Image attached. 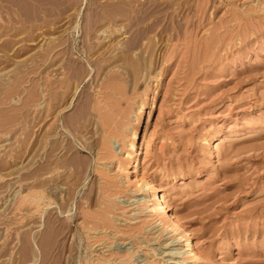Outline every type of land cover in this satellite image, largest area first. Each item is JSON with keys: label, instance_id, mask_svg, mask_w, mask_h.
I'll list each match as a JSON object with an SVG mask.
<instances>
[{"label": "rangeland", "instance_id": "374dc122", "mask_svg": "<svg viewBox=\"0 0 264 264\" xmlns=\"http://www.w3.org/2000/svg\"><path fill=\"white\" fill-rule=\"evenodd\" d=\"M60 32L50 49L79 87L59 128L80 194L51 189L27 216L16 201L40 169V35ZM113 65L134 147L113 142L116 223L90 231L77 204L87 211L94 155L62 120L76 130ZM2 71L0 264H264V0H0Z\"/></svg>", "mask_w": 264, "mask_h": 264}, {"label": "bare ground", "instance_id": "6f19581e", "mask_svg": "<svg viewBox=\"0 0 264 264\" xmlns=\"http://www.w3.org/2000/svg\"><path fill=\"white\" fill-rule=\"evenodd\" d=\"M62 34L60 32V34L56 35L45 33L40 35L41 45L43 46V53L40 59V65L42 66L40 67L42 74V97L39 106L41 108L39 122L41 142L36 154L40 161V169L37 170V173H30L27 176L25 183L26 187L24 185L27 192L19 196L18 201H16L19 206L24 208L27 216H33L35 215L34 213H38L41 209L43 210V208L50 205L51 200L49 199L48 192H50L49 190L51 189L56 190L62 198L71 195L72 192H74V196L75 194H77V196L80 194L81 187L77 184L78 180L76 176L64 163L65 156L68 152L66 146L67 138H65V131L63 132V130L59 128V122H61L59 121L60 113L71 104V100L77 95L79 86L67 80L65 68L63 69L61 66V54L63 52L61 53L59 49L54 51L50 49V44L53 41H60L59 45L62 46L65 41V39L63 40L64 34ZM116 67L117 65H113L103 70L95 87V95L91 100L89 115L88 117L85 116L86 118L83 120L80 118L82 120L81 124L76 122L78 125L76 126V130L71 127L70 124L68 125L65 119L62 120L63 128L70 134L73 133L74 140L80 139V147L94 155L96 163L95 171L98 176L91 185L84 187V190L82 189L83 193H85L87 189L90 190L88 203L86 205L87 211H83L84 206L80 202L77 204L78 209L80 208L81 210L79 213L82 215V217L79 216L78 218L80 219L81 217L80 225L82 224L81 226L88 230L91 229L90 231H93L92 229L99 231L104 228L107 229L108 227H112V224L116 223V220L113 219V215L117 208L115 207V200L112 199V196L117 194L118 190L116 189L117 184L114 180V175L111 173L116 167H120V165L116 166V163L120 164V161L114 152L113 142L117 141L122 149L129 147L128 150L126 149V151H124L127 152L129 157L132 155V149L134 147L133 141L128 137L130 134H135L134 127L132 126L130 129H128V127L129 122L131 123V119L138 118V116L130 105V96L126 97L127 95H123L121 90L122 86H120L122 82L121 74ZM5 72H0V76L2 73L5 75ZM143 107V103H140L136 110L138 109V112H141ZM72 129H74L76 133ZM148 130L149 127L147 125L145 132ZM77 151H80V149H77ZM88 158L90 167L93 159L92 157ZM26 159L25 167L27 171H30L34 165L35 158L33 154H31ZM87 173L89 174V172ZM0 176L3 178L5 177L3 175ZM58 205L61 206L60 203ZM22 207L20 209H22ZM88 209H92L93 211H88ZM179 234L182 236V232ZM97 237H99V235ZM101 237H99V240ZM79 261L83 264L91 263L87 259L83 260L79 258ZM68 262L69 264H75V259L70 258Z\"/></svg>", "mask_w": 264, "mask_h": 264}]
</instances>
